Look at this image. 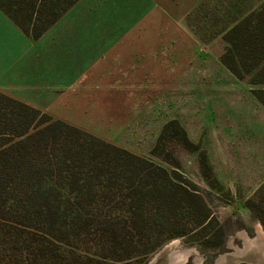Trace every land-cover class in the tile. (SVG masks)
Masks as SVG:
<instances>
[{
  "label": "rangeland",
  "instance_id": "1",
  "mask_svg": "<svg viewBox=\"0 0 264 264\" xmlns=\"http://www.w3.org/2000/svg\"><path fill=\"white\" fill-rule=\"evenodd\" d=\"M85 1L75 3L50 28L58 27L60 20L75 13ZM98 1L92 12L100 16V29L127 35L122 37L124 42L121 38L116 42L127 47V61H114V68L100 71L99 77L111 80L109 84H94L106 89L100 94L106 104L99 116L80 115L83 105L65 97L57 99L49 106L51 112H46L168 169L179 164L178 172L198 186L216 220L228 222L224 248H203L191 232L171 238L146 261H120L119 257L130 251L104 247L98 219L91 220L98 229L92 235L66 236L57 227L29 219L22 212L37 208L1 205L0 264H167L169 252L177 245L194 251L185 264H264V225L245 205L264 183V106L252 93L264 88V83L243 82L219 58L224 49L222 32L250 15L251 20L256 17V29L263 38L264 0ZM83 12L86 15L89 11ZM175 119L193 146L187 148L176 133L179 124L172 123L174 131L164 140L168 159L158 158L151 150L165 124ZM98 173L83 179L77 171L63 169L45 176L47 186L40 190L68 195L64 206L69 211L93 208L119 223L122 218L117 212L127 209L130 190L127 183L100 178ZM124 180L127 182V175ZM76 193L83 194L84 199L78 200ZM148 201L146 197L142 208L150 213L152 204ZM176 218L188 221L189 210L180 211ZM57 225L69 227L63 220ZM145 227L143 244L156 242L152 233L157 230L160 238L175 230L153 218ZM257 237L262 244L249 243Z\"/></svg>",
  "mask_w": 264,
  "mask_h": 264
},
{
  "label": "trees",
  "instance_id": "2",
  "mask_svg": "<svg viewBox=\"0 0 264 264\" xmlns=\"http://www.w3.org/2000/svg\"><path fill=\"white\" fill-rule=\"evenodd\" d=\"M78 1L0 0V7L27 34L37 39ZM252 16L233 23L222 32L224 49L219 58L243 82L264 83V35L263 38L259 37L257 20L256 17L251 20ZM252 93L264 106V88L254 89ZM178 122L175 119L162 128L151 150L154 156L168 159L164 154V140L174 131L171 129L172 123ZM178 129L176 133L185 141L184 144L192 148L193 143L184 128L179 124ZM177 167L180 165L168 169L0 91V206L37 208L32 212L21 211L29 219L41 221V224L51 228L57 227L66 236L92 235L98 230L95 224H91L92 219H98L101 226L99 237L106 243L103 246L123 253L126 249L130 251L126 256H120V261L129 262L134 258L146 261L151 252L171 238L191 232L199 238V245L203 248H224L228 222L219 223L216 220L198 186L189 178H184ZM63 169L73 173L77 171L83 179L94 178L89 174L99 172L100 178L116 180L124 185L127 183L130 190L127 209L120 208L121 211L117 212L122 218L119 223L123 224L95 213L91 210L93 208L69 211L64 206L68 195L58 196L40 190L42 185L47 186L45 176H54ZM126 175L127 182L124 180ZM62 185L66 186L64 183ZM54 186L55 183L52 184ZM75 197L84 199L81 193H76ZM146 197L152 204L150 213L142 208ZM245 205L252 216L264 225V183L245 201ZM183 210L190 213L186 222L176 218ZM150 218L168 223L175 230L160 238L156 229L157 232L152 233L156 242L143 244L141 240L146 221ZM59 220L69 227L57 225ZM217 222L219 225H215ZM215 226L217 229L210 231ZM215 240L218 241L216 244Z\"/></svg>",
  "mask_w": 264,
  "mask_h": 264
},
{
  "label": "crops",
  "instance_id": "3",
  "mask_svg": "<svg viewBox=\"0 0 264 264\" xmlns=\"http://www.w3.org/2000/svg\"><path fill=\"white\" fill-rule=\"evenodd\" d=\"M98 3L86 0L75 13L60 20L58 27L49 28L37 39L0 7V91L48 112L50 105L65 97L83 105L79 114L84 117L102 114L106 103L101 102L100 94L106 89L94 84H109L111 77H99L100 71L114 68V61H127V47L116 44L127 35L100 29V16L92 12ZM80 86L82 95L70 91Z\"/></svg>",
  "mask_w": 264,
  "mask_h": 264
},
{
  "label": "bare ground",
  "instance_id": "4",
  "mask_svg": "<svg viewBox=\"0 0 264 264\" xmlns=\"http://www.w3.org/2000/svg\"><path fill=\"white\" fill-rule=\"evenodd\" d=\"M259 234L261 235V233H259ZM251 240H250V244H255V246H259L260 244H262V240L260 241L259 237H257L256 239H254L252 241ZM191 251H193V250L183 249L179 245H177V247H175L173 250H171L169 252L170 256L167 259L168 260L167 264H185V262L187 261L188 257L191 254H193V252H194V251L193 252H191Z\"/></svg>",
  "mask_w": 264,
  "mask_h": 264
},
{
  "label": "flooded vegetation",
  "instance_id": "5",
  "mask_svg": "<svg viewBox=\"0 0 264 264\" xmlns=\"http://www.w3.org/2000/svg\"><path fill=\"white\" fill-rule=\"evenodd\" d=\"M253 240H254V238H253ZM249 243H250V241H249ZM247 244H248V241H247ZM188 250H191V249H188ZM191 252H193V251H191Z\"/></svg>",
  "mask_w": 264,
  "mask_h": 264
}]
</instances>
